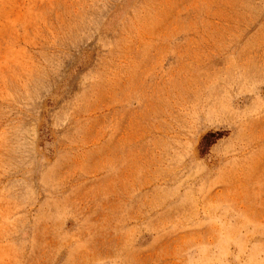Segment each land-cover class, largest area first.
I'll return each mask as SVG.
<instances>
[{"label": "rangeland", "instance_id": "1", "mask_svg": "<svg viewBox=\"0 0 264 264\" xmlns=\"http://www.w3.org/2000/svg\"><path fill=\"white\" fill-rule=\"evenodd\" d=\"M0 264H264V0H0Z\"/></svg>", "mask_w": 264, "mask_h": 264}]
</instances>
